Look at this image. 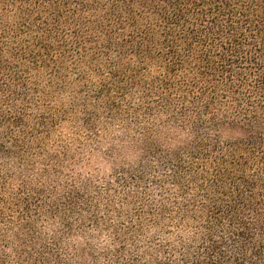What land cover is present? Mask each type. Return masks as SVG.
Masks as SVG:
<instances>
[{"label": "trees", "instance_id": "16d2710c", "mask_svg": "<svg viewBox=\"0 0 264 264\" xmlns=\"http://www.w3.org/2000/svg\"><path fill=\"white\" fill-rule=\"evenodd\" d=\"M0 264H264V0H0Z\"/></svg>", "mask_w": 264, "mask_h": 264}]
</instances>
